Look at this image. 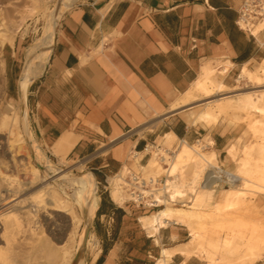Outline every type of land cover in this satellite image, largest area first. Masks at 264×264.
I'll use <instances>...</instances> for the list:
<instances>
[{
    "label": "crops",
    "instance_id": "0c3cea01",
    "mask_svg": "<svg viewBox=\"0 0 264 264\" xmlns=\"http://www.w3.org/2000/svg\"><path fill=\"white\" fill-rule=\"evenodd\" d=\"M242 2H73L61 14L45 67L27 87L26 118L28 111L34 142L59 161L86 158L107 172L123 166L132 172L134 166L140 175L149 158L147 145L162 147L163 136L171 132L179 145L194 141L199 134L195 125L181 116L188 108L171 105L192 89L204 66L218 63L213 68L220 69L229 62L228 75L264 46L237 26ZM33 41L28 45L18 38L1 47L10 112L20 104L21 76ZM211 140L224 151V134L215 131ZM115 214L117 237L104 251L100 248L95 264H152V257L156 264L163 248L173 250L167 264H204L179 250L190 237L186 226L172 223L151 236L132 207L100 198L94 215L112 221ZM252 264H264V258Z\"/></svg>",
    "mask_w": 264,
    "mask_h": 264
},
{
    "label": "rangeland",
    "instance_id": "374dc122",
    "mask_svg": "<svg viewBox=\"0 0 264 264\" xmlns=\"http://www.w3.org/2000/svg\"><path fill=\"white\" fill-rule=\"evenodd\" d=\"M30 1L32 2V0H0V13L8 9L13 10L11 13L12 17H9L3 13L0 14V40L3 39L4 44L5 42H12L18 38H25L27 40V44L29 45L32 40L41 33L42 28L46 23L48 12L55 5V0L45 2H42L41 0L37 1V10L25 20L24 24L17 26L18 28H16L17 17L19 13L23 11L22 7L26 3L29 4ZM77 1L80 0H75L74 2ZM13 15L15 16V19H12L14 18ZM8 19L11 22H9ZM59 20L60 18L58 19L57 24L59 23ZM256 37L261 39L262 43H264V30L260 31ZM243 65H245V69L248 71V73L238 80L237 77L239 76ZM213 66L218 67L219 65L216 63L213 64ZM219 70L220 69L216 70V76L218 80L221 79L220 81L224 83L222 90L217 92L215 87L210 84H206L203 88L195 87L193 85L192 89L189 90L188 96L191 98L190 104L189 106H186L188 109L181 112V116L185 120L186 118H189L191 124L195 125L194 128L199 133L196 134L197 138L194 141L189 142V144H193L197 139H201V143L204 146L203 150L201 151L208 153L206 151L213 150L217 157L216 163L222 170L230 172L235 171L237 168V161L240 157L248 158L254 164H258L260 166L264 165V158L259 156L257 150V143L260 138L258 137V134L254 132L251 122L252 118L257 116L250 115L247 111L243 110L231 111L228 109V105L234 101L235 97L244 96L246 94L260 96L261 93H264V46L258 49L256 56L252 61L240 65L238 69H234L228 75L227 73H218ZM4 91L5 67L2 61L0 50V115L5 112L10 113L12 110L10 108L11 105L9 106V104H7L4 99ZM223 96L226 98H221ZM183 97L184 95H182L180 98ZM207 101H211L208 104L207 109L212 112V116L207 119H198L194 121L196 118L194 115H197V113L204 107V103ZM174 104L175 102L171 105V107ZM15 108H21V89L20 104ZM220 109H225V111L222 112ZM202 122L207 124H217H213V126L206 125ZM27 124L30 137L33 139L30 132L28 111ZM215 131L224 134V141L226 144L224 146V151L222 152L216 150L217 148L214 143L209 144V141H211ZM13 137H15L14 133L10 134L7 129L0 127V206L9 203L3 208L0 207V250L5 245V238L2 236L4 230H7L8 233L14 232V229L11 226V219L6 215L11 213V211L20 213L22 215L28 208L35 207L37 215L36 221L38 222H36L37 226L35 234H30L27 230L26 232L24 231L19 233L15 231L16 240L19 243L17 244L16 241L14 243L15 247L13 248V251L15 252L16 256L15 262L13 264H53L51 258L48 256V249L52 246L59 247L58 245H61L66 240L67 232L70 231L72 225L69 224L68 218L66 216L56 215V212H54L51 208L54 204L52 203V200L48 205L42 204L40 207H37L32 205V195L36 190L44 186V184L49 183L56 188L53 190L55 199H60L59 201L63 203L67 202V204L70 203V201L68 196L63 193L61 188L59 189L57 184L53 182L54 177L57 176L58 172L48 175L45 169L42 167H37L36 162H34L30 156V148L28 149L25 143H23L25 148H21L18 151L17 148L20 143L16 137ZM9 139H11L13 142L11 143V140ZM160 139L161 138H159L158 141H160ZM173 139L174 141L176 140V143L171 146V141ZM162 142L163 141H161V143ZM150 145L151 144H149V146ZM153 145H155V143ZM164 145L170 147V149H168L170 153L178 151L179 149V142L177 141L176 137H171L165 143L163 142L162 147H164ZM36 146L43 153V158L40 160L41 164H45V161L48 160L49 163L58 166V169H61L60 172L67 170L71 171V173L86 174L91 183L94 185L99 199L102 197H108L109 199L111 198L110 191L112 184L108 178H112L116 172H107L95 169L93 161H89L86 158L75 161H59L49 157L43 150L39 148L37 144ZM230 147H233L232 151L234 156L230 155L228 152ZM153 151L155 150L149 149L148 151H145V153L149 154L147 155L149 157L147 162L149 159L154 157ZM37 157L38 156L35 155L36 159ZM157 161L163 164V162L159 160ZM180 164L184 165V176L186 180H188L193 173V168H191V164H188L182 159ZM34 168H36L35 173L32 171ZM133 170L135 171L137 169L133 166ZM119 172L120 170L117 171V176L114 177L115 179L119 177ZM134 173H137V171ZM146 173L149 174V170L142 169L141 175L146 176ZM89 174L94 178V180ZM163 175L164 172H162L161 176ZM107 181L109 183V187H106L108 185ZM229 185L230 184L228 183L220 184V187H218L214 192L213 200L217 201L220 193H224V189L228 188ZM204 187L206 188L208 185L204 184L203 186L198 187V190L202 192L205 190ZM44 197L50 201V199H48L49 195L45 194ZM128 198L129 196L127 195L124 202L119 205L126 203V205L132 207L140 216L149 214L150 212H154L156 209H158L142 206L138 207L132 201H129ZM187 199L188 198H186L185 201ZM217 203L219 204V208L216 209L214 206L211 207V209L216 212L215 216H217V218L213 219L212 222L205 224L212 227L213 231L209 230L208 233L211 234L213 238H218L217 246H215V244L212 243L208 237H206L204 240H201V245L199 248L195 252L191 253L192 256L195 255L197 258L204 260V264H211V260L214 262V264H252L255 260L264 258V194L257 193L256 195H245L232 206H228L227 202L225 201H218ZM169 204L174 206H182V203L178 202L177 204L172 202ZM183 204L188 203L184 202ZM184 207H186V205ZM205 209L210 208L205 207ZM96 210L97 208L95 211ZM75 211L77 213L79 212L76 206ZM89 219V225L91 227L87 234L93 236V238L96 239V242H98V248H101L102 251H104L106 247H109V245L113 243V240L111 239L114 237L115 240V237H117L118 214H115V218L112 221L107 220L106 217L99 216L97 218L95 215ZM29 223L32 224V222ZM84 227L85 223L79 227V230L81 231ZM24 228H28L26 221ZM227 238H231L232 246L238 245L236 250H231L226 246V244H224ZM189 239L190 237L187 234V237L183 240V243ZM15 244L18 246V248ZM184 246H186V244ZM249 247L254 248L252 251L253 253L249 252ZM153 255L155 256L156 254ZM85 259L86 262H89L88 256H85ZM151 260H153V264L155 259L152 257ZM0 264L5 263L0 261Z\"/></svg>",
    "mask_w": 264,
    "mask_h": 264
},
{
    "label": "bare ground",
    "instance_id": "6f19581e",
    "mask_svg": "<svg viewBox=\"0 0 264 264\" xmlns=\"http://www.w3.org/2000/svg\"><path fill=\"white\" fill-rule=\"evenodd\" d=\"M37 1L40 0H32L29 4L26 3L27 5H22L23 11L20 10L22 12L19 13L18 17L16 16V28H18L17 26L24 24L25 20L37 10ZM41 1L45 2L50 0ZM74 1L75 0H55V5L48 12L47 20L41 33L34 39L31 48L27 50L25 69L21 76L23 82L21 89V102L26 96L27 87L31 82V79L42 72L45 67L54 42L58 19L62 12L67 10ZM12 12L13 10L8 9L4 10L2 13L12 17ZM12 19H15V16ZM10 20L9 22H11ZM247 29L252 35L257 36L260 31L264 30V22L258 21L253 24L249 23ZM3 44L4 40L1 39L0 48ZM229 65V62L224 63V66L220 68L218 73H226ZM213 67L214 66L211 67L209 65L204 66L201 76L193 85L195 87L203 88L206 84H210L215 87L217 92L222 90L224 83L220 81L221 79H217L216 70L218 69ZM247 73L248 71L243 67L237 79H241ZM183 95L184 97L179 98L171 107L172 109L189 106L191 100L188 96L189 90ZM221 98L226 97L223 96ZM210 102L211 101H207L204 103V107L197 113V115H194L196 116L194 121L198 119H207L212 116V112L207 109ZM228 109L231 111L243 110L247 111L250 115L257 116L253 117L251 122L254 132H256L260 138L257 143L259 156L264 158V93H261L260 96L246 94L244 96L235 97L234 101L228 105ZM220 110L222 112L225 111V109ZM0 116V127L7 129L10 134L14 133V136L18 139L20 143L18 145L19 149L17 148L18 151L21 148H25L23 146V143H25L28 149L30 148V156L34 162H36L37 167L45 169L48 175L58 172L57 176L54 177L53 182L57 184L59 189L61 188L70 201V203L67 204V202L63 203L59 201L60 199H55L53 195L55 187L49 183L44 184V186L40 187L32 195V205L40 207L42 204L48 205L52 200V203H54L51 207L52 210L56 212L57 216H66L69 224L72 225L70 231L67 232L66 240L61 245H58L59 247L52 246L48 249V256L51 258L52 263L93 264L98 258L101 250L97 246L98 242H96V239L87 234L90 231L89 218L94 216L95 209L99 204V196L96 194L94 185L86 174H74L67 170L60 172L61 169H58V166L55 164L49 163L48 160L45 161V164L40 163V160L43 158V153L38 149L36 143L30 137V133L27 129L28 124L25 105L21 106L19 109H13L10 113H2ZM163 137L165 143L171 137H175V135L171 132L165 134ZM12 142L13 141L11 140V143ZM212 143V140L209 141V144ZM203 147L201 139H197L193 144H189L187 141L183 140L180 142L178 151H174L173 153H170L168 148L158 147L153 144L150 146L147 145L145 151H148L149 149L155 150L153 151L154 157L149 159L145 165H141V169L149 170V174L146 173V176H142L141 174L139 175L130 172L126 166H123L118 174L119 177L116 179L114 178L117 176L116 173L112 178H108L112 184L110 191L111 199L117 204H122L127 195L129 196V200L136 198L137 192L142 193L145 197L154 198V201L159 202L161 205L160 208L156 209L151 214L140 216L138 219L149 235L154 236L161 227H165L172 223L181 224L188 228L190 239L185 243L186 246L183 249H179L185 256H189L191 253L195 252L201 245V240H204L206 237L217 246L218 238H213V236L208 233L209 230L213 231V229L211 226L205 224L212 222L213 219L217 218V216H215L216 212L213 211L211 207L214 206L216 209L219 208L218 201H225L228 206H232L245 195H256L257 193L264 194V165L260 166L254 164L248 158L240 157L237 161V168L235 171L230 172L222 170L216 163V153L213 150L204 153L201 151L203 150ZM232 149L233 147H230L228 152L230 155L234 156ZM35 155L38 156L37 159L35 158ZM156 158L163 162V164L159 163ZM181 159L188 164H191V168H193V173L189 179L187 178L188 180H186L184 176V165L180 164ZM32 171L35 173L36 168L32 169ZM162 172H164V181H160L159 178ZM128 176H130V182L127 180ZM91 178L94 180L92 176ZM137 183H141V185H138ZM225 183L230 184V187L228 186V188L224 189V193H220L218 200L214 201V192L220 187V184ZM204 184H207L208 187H204L205 190L200 192L198 187H201ZM45 194L49 195L48 199H50V201L44 197ZM186 198L188 199L185 201ZM171 202L176 204L177 202L182 203V206L169 204ZM184 202H187L188 204H183ZM6 205H1L0 207L3 208ZM185 205L186 207H184ZM75 206L78 208V213L75 211ZM205 207H209L210 209H205ZM25 213L21 215L20 213L11 211V213L6 215L11 219V226L13 227L14 232L8 233L7 230H4L2 233V236L5 238V245L0 250V261L5 264H13L15 262L16 255L13 251V248L15 247L14 243L15 241L17 244L19 243L16 240V232H26L27 230L30 234H35L37 226L36 208L30 207ZM25 221L28 225L27 229L24 228ZM29 222H32V224ZM83 223H85V227L80 231L79 227L82 226ZM224 244H226L231 250H236L238 248V245L232 246L231 238H227ZM248 249L249 252H252L254 248L249 247ZM172 253L173 250L163 248L161 252L162 256L158 258L156 264H167V260L171 257ZM85 256L89 257V262H86ZM210 263L214 264L212 260Z\"/></svg>",
    "mask_w": 264,
    "mask_h": 264
},
{
    "label": "built area",
    "instance_id": "2783aa9c",
    "mask_svg": "<svg viewBox=\"0 0 264 264\" xmlns=\"http://www.w3.org/2000/svg\"><path fill=\"white\" fill-rule=\"evenodd\" d=\"M258 21L264 22V0H243L237 12V18H236L237 26L249 32L250 34V31L247 29L248 24L249 23L253 24L254 22H258ZM133 172L135 171L133 170ZM159 178H160V181H164L165 179L164 175L160 176ZM127 180L129 182L131 181L130 176L127 177ZM107 184L108 185L106 187H109L108 181H107ZM137 184L141 185V183H137ZM129 201H132L138 207L139 206L148 207V208L161 207L158 201H154V198L145 197L143 196L142 193H139V192H137L136 198H133L132 200H129Z\"/></svg>",
    "mask_w": 264,
    "mask_h": 264
},
{
    "label": "water",
    "instance_id": "95a60500",
    "mask_svg": "<svg viewBox=\"0 0 264 264\" xmlns=\"http://www.w3.org/2000/svg\"><path fill=\"white\" fill-rule=\"evenodd\" d=\"M26 96H27V92H26ZM26 96L24 98V100L21 102V106L25 105L26 106ZM28 140V138H27ZM75 174V173H74ZM91 227V226H90ZM89 228V227H88Z\"/></svg>",
    "mask_w": 264,
    "mask_h": 264
},
{
    "label": "trees",
    "instance_id": "16d2710c",
    "mask_svg": "<svg viewBox=\"0 0 264 264\" xmlns=\"http://www.w3.org/2000/svg\"><path fill=\"white\" fill-rule=\"evenodd\" d=\"M101 209H99V211H100Z\"/></svg>",
    "mask_w": 264,
    "mask_h": 264
}]
</instances>
